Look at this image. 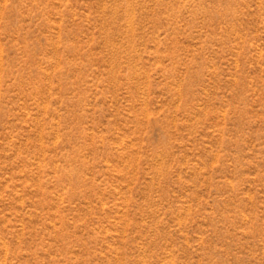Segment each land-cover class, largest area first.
<instances>
[{"label": "rangeland", "instance_id": "obj_1", "mask_svg": "<svg viewBox=\"0 0 264 264\" xmlns=\"http://www.w3.org/2000/svg\"><path fill=\"white\" fill-rule=\"evenodd\" d=\"M0 264H264V0H0Z\"/></svg>", "mask_w": 264, "mask_h": 264}]
</instances>
